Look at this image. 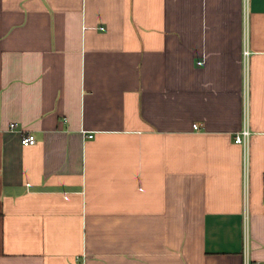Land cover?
<instances>
[{
	"label": "crops",
	"instance_id": "crops-1",
	"mask_svg": "<svg viewBox=\"0 0 264 264\" xmlns=\"http://www.w3.org/2000/svg\"><path fill=\"white\" fill-rule=\"evenodd\" d=\"M245 261L264 264V0H0V264Z\"/></svg>",
	"mask_w": 264,
	"mask_h": 264
},
{
	"label": "built area",
	"instance_id": "built-area-1",
	"mask_svg": "<svg viewBox=\"0 0 264 264\" xmlns=\"http://www.w3.org/2000/svg\"><path fill=\"white\" fill-rule=\"evenodd\" d=\"M244 56L246 57L248 54L247 50L243 51ZM246 92V91H245ZM244 104H243V127L242 129L236 133L235 137H234V141L240 145H242L243 149H244V155H245V161H246V157H247V147H248V139H249V135H250V131L248 129L247 126V103H246V94H244ZM17 124L15 122H11L8 125V128L10 130H14L16 129ZM194 129H198V125L194 124L193 125ZM88 138L92 137L91 134L87 135ZM36 142V139L34 137L33 134L29 133V132H23L21 133V137H20V143L24 146L27 145H33ZM245 264H247V261H245Z\"/></svg>",
	"mask_w": 264,
	"mask_h": 264
}]
</instances>
